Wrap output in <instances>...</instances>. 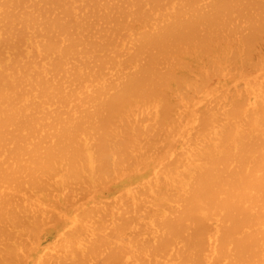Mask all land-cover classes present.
Returning a JSON list of instances; mask_svg holds the SVG:
<instances>
[{
  "label": "bare ground",
  "instance_id": "1",
  "mask_svg": "<svg viewBox=\"0 0 264 264\" xmlns=\"http://www.w3.org/2000/svg\"><path fill=\"white\" fill-rule=\"evenodd\" d=\"M0 264H264V0H0Z\"/></svg>",
  "mask_w": 264,
  "mask_h": 264
}]
</instances>
